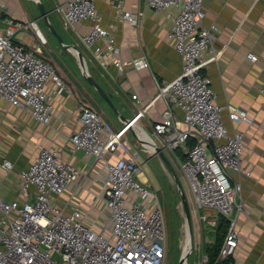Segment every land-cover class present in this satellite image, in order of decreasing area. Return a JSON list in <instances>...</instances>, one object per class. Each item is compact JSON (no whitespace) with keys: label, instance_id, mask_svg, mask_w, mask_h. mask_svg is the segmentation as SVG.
<instances>
[{"label":"built area","instance_id":"1","mask_svg":"<svg viewBox=\"0 0 264 264\" xmlns=\"http://www.w3.org/2000/svg\"><path fill=\"white\" fill-rule=\"evenodd\" d=\"M117 1L118 12L122 13V0ZM146 2L158 12L177 10L169 36L182 57L181 73L159 88L158 97L165 98L167 109L153 124L151 140L176 158L178 149L184 155L180 166L204 229L216 228L221 215L230 219L213 264H238L234 257L240 239L237 215L244 210L241 174L251 176L252 172L241 164L244 133L236 125L251 119L240 106H222L217 101L206 68L219 58L213 45L218 27L216 23H205L204 0ZM56 10L62 14L67 29L83 21L92 22L82 41L100 67L114 65L119 73L129 64L150 67L147 57L121 59L112 27L103 25L94 0H65ZM122 17L139 24L136 14L126 11ZM38 27L36 20L0 19V96L29 110L40 123L50 124L55 97L70 89L54 66L39 54L35 43L15 38L19 31L35 29L44 43L46 37L40 35ZM98 41L102 42L93 47ZM247 56L255 59L251 52ZM259 90L264 94V84ZM132 97L136 99L137 95ZM148 107L139 108L130 124L114 129L93 107L80 105L81 125L70 136L71 150H82L85 156L101 162L100 195L108 210L104 223H87L80 205H72L70 200L65 205L58 204L55 198L71 183L81 185L90 176L62 159L55 149L40 146L36 159L20 173L23 193L29 194L34 186L33 194L24 201L0 197V264H165V224L160 201L146 185L148 181L137 178L143 173L140 154L131 153L132 145L127 139L131 126ZM175 108L182 111V118ZM224 109L233 130L224 123ZM142 149L148 156L155 153L154 148L148 150L143 144ZM1 166L11 171L14 163L3 159ZM206 263L209 264L208 256Z\"/></svg>","mask_w":264,"mask_h":264},{"label":"crops","instance_id":"2","mask_svg":"<svg viewBox=\"0 0 264 264\" xmlns=\"http://www.w3.org/2000/svg\"><path fill=\"white\" fill-rule=\"evenodd\" d=\"M43 1L55 27L58 29V21L69 31V40H66L58 29L64 41L76 44L83 52L94 76L111 93L122 116L133 119L139 108L149 105L144 116L127 133L130 144L140 145L138 136L142 137V133L151 135L153 124L167 109L165 98L158 97L159 88L173 81L182 71L181 54L175 48L174 39L169 36L173 26L172 16L177 14V10L172 8L167 12H158L150 8L146 0H122V13L127 11L139 16V24L135 25L123 19L122 13L118 12L117 0H94L103 16V25L112 27L121 59L129 61L147 57L150 61V67L138 68L129 64L123 73H119L114 65L107 69L100 67L93 58L92 50L82 41L83 35L91 30L92 22L83 21L67 29L62 14L56 10L65 0ZM0 5V19L36 20L37 23L42 19L34 0H0ZM204 8L205 23H216L218 27L213 45L219 51V58L206 68L217 93V101L222 106L228 103L240 106L251 119V122L243 121L236 125L244 133L241 164L250 169L252 175L241 174L244 210L237 215L240 239L234 258L238 264H264V94L259 90L264 84V0H204ZM40 34L44 36L41 31ZM17 40L27 43L23 37ZM101 42H96L93 47ZM250 52L255 59L247 56ZM134 94L136 99L132 97ZM82 104L87 103L71 90L56 96L51 122L43 124L29 110L13 105L0 96L1 198L24 201L33 194L34 186L30 187L29 194L23 193L20 173L36 159L40 146H47L90 176L81 185L71 183L62 195L55 198L58 204L65 205L70 200L72 205H80L87 223L96 220L105 222L108 210L100 195L101 177L98 176L101 162L85 156L82 150H71L70 136L81 125L79 108ZM175 113L179 118L183 117L179 108H175ZM223 114L229 129L233 130L226 109ZM143 139L150 146L151 140L145 135ZM140 151L138 161L143 155ZM3 159L14 163L11 171L1 166ZM147 161H139V164L144 166ZM231 173L237 176L235 171ZM137 178L148 181L144 169Z\"/></svg>","mask_w":264,"mask_h":264},{"label":"rangeland","instance_id":"3","mask_svg":"<svg viewBox=\"0 0 264 264\" xmlns=\"http://www.w3.org/2000/svg\"><path fill=\"white\" fill-rule=\"evenodd\" d=\"M56 23L64 38L69 40V31L64 29L58 21ZM38 26L46 37V42L42 43L40 41L34 33L35 29H30L29 32L19 31L15 34V38L21 39L23 37L27 43L31 44L35 41L36 46L40 48L39 54L54 66L57 74L67 87L79 95L82 102L93 107L114 129H119L122 126V120L116 116L108 103L88 82L81 70L77 56L71 51H64L62 49L59 41L52 35L42 19L38 22ZM114 103L116 104V101ZM223 120L228 126L224 114ZM141 144V142L140 145L137 143L131 144V153L134 154L135 151L139 152L140 150L137 146L142 148ZM140 152L143 154L139 159L140 163L148 160L147 164L145 163L146 165L143 166L144 172L148 176L146 185L155 191L162 209L165 224V264H179L182 255L185 253L188 237L187 217L182 195L172 173L161 157L156 155L149 159L150 156L148 157L146 152ZM176 152L180 160L173 153H166L182 182L191 209L193 222V246L188 253L186 264H207L206 258L211 253V247L216 242L217 227L204 229L205 225L198 219L194 210V204L192 203L191 191L180 166V161L184 157L179 149Z\"/></svg>","mask_w":264,"mask_h":264},{"label":"water","instance_id":"4","mask_svg":"<svg viewBox=\"0 0 264 264\" xmlns=\"http://www.w3.org/2000/svg\"><path fill=\"white\" fill-rule=\"evenodd\" d=\"M34 1L36 2L37 7L40 11V18L43 19V21H44L45 25L47 26V28L49 29V31L57 38L62 49L64 51H71L77 56L81 70H82L83 74L85 75V77L87 78L88 82L101 95V97L108 103V105L111 107V109L114 111V113L123 121V123L130 124L132 122V119H127L121 115V113L119 112V110H118L117 106L115 105L113 99L111 98V93L108 90H106L99 83V81L92 75L83 52L79 49V47L76 44H67L64 41V39H63L62 35L59 33L58 29L55 27V25L50 20V18H49L50 11H48L46 9L44 1L43 0H34ZM131 129H132V127H131ZM138 138L142 144L147 145L148 142L145 141L140 135L138 136ZM150 147L155 149V153H153L151 155V157L156 156V155H159L161 157V159L164 161V163L166 164V166L168 167V169L172 173V175H173V177H174V179L178 185L179 191L182 195V199H183V203H184V207H185V212H186V217H187L188 235H189V239H190V245H189L188 249L185 250V253L182 255V257L180 259L179 264H183L184 260L187 259L188 253L190 252V250L193 246V222H192L191 209H190V206H189L187 196L185 194L182 182H181L173 164L171 163L165 149L163 147H160L159 145L154 144L152 142V140L150 142Z\"/></svg>","mask_w":264,"mask_h":264},{"label":"trees","instance_id":"5","mask_svg":"<svg viewBox=\"0 0 264 264\" xmlns=\"http://www.w3.org/2000/svg\"><path fill=\"white\" fill-rule=\"evenodd\" d=\"M90 71H91L92 75L94 76V73H93L91 67H90ZM183 157H184V155H183ZM229 224H230V219L221 215L220 216V220H219L218 225H217L216 242L211 247V253L208 254L209 255L208 256L209 257V264H213L214 260L218 256L220 248H221V246L223 244L224 238H225V236L227 234V231H228V228H229Z\"/></svg>","mask_w":264,"mask_h":264},{"label":"bare ground","instance_id":"6","mask_svg":"<svg viewBox=\"0 0 264 264\" xmlns=\"http://www.w3.org/2000/svg\"><path fill=\"white\" fill-rule=\"evenodd\" d=\"M38 31H39V33H40V31L42 32V30L39 29V27H38ZM40 35H41V34H40ZM41 36H43V35H41ZM43 37H45V36H43ZM143 135H145V137H148V138L151 140V137H150L149 134H147V133H142V138H143ZM145 146H146L148 149H151L150 146H148V145H145ZM189 245H190V239H189V235H188V237H187V241H186V250L188 249ZM186 261H187V259L184 260L183 264H186Z\"/></svg>","mask_w":264,"mask_h":264}]
</instances>
